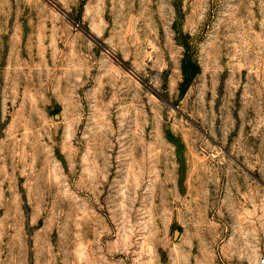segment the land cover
Returning <instances> with one entry per match:
<instances>
[{"label": "rangeland", "instance_id": "1", "mask_svg": "<svg viewBox=\"0 0 264 264\" xmlns=\"http://www.w3.org/2000/svg\"><path fill=\"white\" fill-rule=\"evenodd\" d=\"M263 232L264 0H0V264H256Z\"/></svg>", "mask_w": 264, "mask_h": 264}, {"label": "trees", "instance_id": "2", "mask_svg": "<svg viewBox=\"0 0 264 264\" xmlns=\"http://www.w3.org/2000/svg\"><path fill=\"white\" fill-rule=\"evenodd\" d=\"M187 46H188L187 43L183 44V47H184V56L182 58V74L184 75V77H183V81H182L181 85H183L187 81V75H186L187 58H188L187 57L188 56ZM193 67H194L193 68V71L197 69L196 68V65H194Z\"/></svg>", "mask_w": 264, "mask_h": 264}, {"label": "built area", "instance_id": "3", "mask_svg": "<svg viewBox=\"0 0 264 264\" xmlns=\"http://www.w3.org/2000/svg\"><path fill=\"white\" fill-rule=\"evenodd\" d=\"M256 264H264V232L260 241L259 252L256 259Z\"/></svg>", "mask_w": 264, "mask_h": 264}]
</instances>
